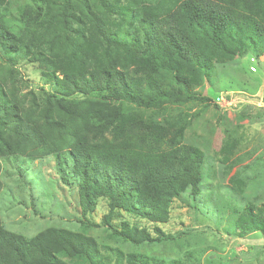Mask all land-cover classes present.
Here are the masks:
<instances>
[{
  "label": "trees",
  "instance_id": "obj_1",
  "mask_svg": "<svg viewBox=\"0 0 264 264\" xmlns=\"http://www.w3.org/2000/svg\"><path fill=\"white\" fill-rule=\"evenodd\" d=\"M5 1L6 62L44 63L48 88L40 86V98L26 105L0 82V157L28 143L57 153L85 226L104 209L95 225L112 229L116 239L162 240L174 200L198 207L205 179V152L183 141L184 107L210 102L195 89L210 81L216 61L263 53L264 0H96L98 11L88 0H26L18 22L7 18ZM94 92L102 93L95 109L71 98ZM226 204L236 211L231 196ZM239 211L232 229L264 232V205ZM138 256L131 254L130 263ZM104 263L86 233L50 228L28 237L0 220V264Z\"/></svg>",
  "mask_w": 264,
  "mask_h": 264
},
{
  "label": "rangeland",
  "instance_id": "obj_2",
  "mask_svg": "<svg viewBox=\"0 0 264 264\" xmlns=\"http://www.w3.org/2000/svg\"><path fill=\"white\" fill-rule=\"evenodd\" d=\"M88 1L91 9L99 10L96 0ZM25 2L5 1L10 21L18 22L19 6ZM5 56L0 47L1 84L30 105L40 98V86L48 88L42 75L47 65L24 59L11 65ZM195 91L211 100L206 105H185L183 141L205 152L203 190L198 207L174 200L169 222L161 224L165 233L162 240L135 244L116 239L112 229L95 225L104 209L96 211L94 224L85 226L77 189L61 179L57 153L36 151L32 143L25 151L0 157L1 223L28 237L50 228L86 233L97 241L104 264H133L131 254L139 255L136 264H143L140 255L147 257L149 264H264V232L232 229L239 210L252 206L257 211L264 205V51L260 56L247 53L216 61L210 81ZM101 94L71 98L86 100L89 110L95 109ZM125 109L134 108L125 105ZM38 130L47 140L43 128L38 126ZM229 196L236 204L235 212L227 207ZM218 207L223 210L221 217Z\"/></svg>",
  "mask_w": 264,
  "mask_h": 264
}]
</instances>
